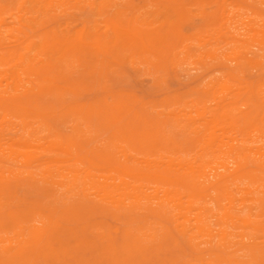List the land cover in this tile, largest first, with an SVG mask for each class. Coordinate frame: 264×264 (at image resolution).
Masks as SVG:
<instances>
[{"label":"bare ground","instance_id":"1","mask_svg":"<svg viewBox=\"0 0 264 264\" xmlns=\"http://www.w3.org/2000/svg\"><path fill=\"white\" fill-rule=\"evenodd\" d=\"M70 1L17 0L14 28L0 3V264H264V142L246 144L264 140V91L164 117L108 92L105 57L169 47L131 21L61 27Z\"/></svg>","mask_w":264,"mask_h":264},{"label":"rangeland","instance_id":"2","mask_svg":"<svg viewBox=\"0 0 264 264\" xmlns=\"http://www.w3.org/2000/svg\"><path fill=\"white\" fill-rule=\"evenodd\" d=\"M92 2L79 0L77 8L78 5L71 0L69 5L60 8L57 19L61 27L81 28L87 24L100 35L108 36L107 21H131L134 25L159 30L161 44L169 47L170 55L161 63L155 62L153 55H143L136 46L127 50L118 49L105 57L98 80L106 91L134 97L149 111L161 112L162 117L169 111L187 110L191 104L203 102L211 107L222 93H244V87L248 85L264 91V47L257 41L264 34V0ZM0 3L5 6L4 25L14 28L17 19L10 14L15 13L17 0H0ZM4 41L8 47L14 43L11 37ZM4 68L9 69V66ZM86 69L81 64L79 76L89 79ZM220 81L230 85L228 90L217 88L216 84ZM240 86L242 88L237 89ZM202 89L205 91L200 92ZM83 93H79L81 100L88 99V96L92 98L93 94H103ZM104 94L108 97L115 93ZM169 97L176 98L177 102L169 104L166 102ZM190 117L196 119L193 112ZM254 136L246 144L264 142L262 137L253 141ZM188 150L189 154L193 153Z\"/></svg>","mask_w":264,"mask_h":264}]
</instances>
